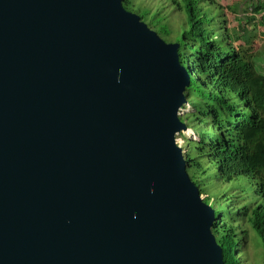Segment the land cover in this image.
<instances>
[{"label":"water","instance_id":"1","mask_svg":"<svg viewBox=\"0 0 264 264\" xmlns=\"http://www.w3.org/2000/svg\"><path fill=\"white\" fill-rule=\"evenodd\" d=\"M191 84L125 0H0V264H225Z\"/></svg>","mask_w":264,"mask_h":264},{"label":"trees","instance_id":"2","mask_svg":"<svg viewBox=\"0 0 264 264\" xmlns=\"http://www.w3.org/2000/svg\"><path fill=\"white\" fill-rule=\"evenodd\" d=\"M205 1L222 13L200 7L198 0H188V23L184 40L179 42L182 63L192 75L187 93L192 111L183 119L198 137L184 139L188 171L201 195L208 194L204 179L228 184L246 178L256 184L257 195L264 200V74L252 48L243 50L239 15L227 12L232 6ZM125 5L128 9L129 0ZM252 11L250 17L257 19L264 12V0H258ZM260 19L264 24V16ZM208 196L205 201L209 204ZM227 198L221 195L219 199L227 205L226 213H216L213 231L223 248L225 264H234L237 225H242L243 219L264 240V204L251 208L234 200L229 204ZM235 213L240 218L234 219ZM244 234L247 239V231Z\"/></svg>","mask_w":264,"mask_h":264},{"label":"rangeland","instance_id":"3","mask_svg":"<svg viewBox=\"0 0 264 264\" xmlns=\"http://www.w3.org/2000/svg\"><path fill=\"white\" fill-rule=\"evenodd\" d=\"M198 1L200 7L217 14L222 13L205 0ZM129 2L128 9L139 14L168 43H179L184 40L185 26L188 23V0H129ZM217 2L224 6H232V9H227L229 15L234 13L239 15V32L245 40L244 43L242 42L243 50L252 48L258 69L264 74V24L260 19L264 16V12L257 19L251 18L254 16L252 8L258 0H217ZM187 137L182 135L178 139H182L185 144L184 139H188ZM184 147L187 150V144ZM203 184L208 194L202 196L205 199L209 195L208 197L211 198L209 204L214 207L218 216L223 212L224 215L226 213L227 205L219 200L221 195L228 197L229 204L234 203L232 200L237 201L239 205L246 204L251 208L264 204V200L257 195L256 184L246 178H239L228 184H217L212 179H204ZM232 217L240 218L238 213L232 214ZM226 218L229 220L228 217ZM243 220L242 225H237L239 244L235 251L234 264H264V240L253 225L247 223V219ZM244 231H247V239L244 238Z\"/></svg>","mask_w":264,"mask_h":264},{"label":"built area","instance_id":"4","mask_svg":"<svg viewBox=\"0 0 264 264\" xmlns=\"http://www.w3.org/2000/svg\"><path fill=\"white\" fill-rule=\"evenodd\" d=\"M192 111V106L190 103L186 104L182 109H181V116L184 117L186 116L188 113H190ZM184 135H187L188 139H192V140H198V137L196 135V132L191 129L187 132H185ZM178 143L181 145V146H184V141H182V139H178Z\"/></svg>","mask_w":264,"mask_h":264},{"label":"clouds","instance_id":"5","mask_svg":"<svg viewBox=\"0 0 264 264\" xmlns=\"http://www.w3.org/2000/svg\"><path fill=\"white\" fill-rule=\"evenodd\" d=\"M191 129H192V128H191ZM191 129H190V130H191ZM183 135H184V134H183ZM181 136H182V135H181Z\"/></svg>","mask_w":264,"mask_h":264},{"label":"crops","instance_id":"6","mask_svg":"<svg viewBox=\"0 0 264 264\" xmlns=\"http://www.w3.org/2000/svg\"><path fill=\"white\" fill-rule=\"evenodd\" d=\"M239 26V25H238ZM243 44V43H242Z\"/></svg>","mask_w":264,"mask_h":264}]
</instances>
